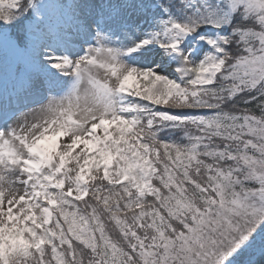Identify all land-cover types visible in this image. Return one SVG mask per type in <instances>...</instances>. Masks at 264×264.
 <instances>
[{"label":"snow or ice","instance_id":"1","mask_svg":"<svg viewBox=\"0 0 264 264\" xmlns=\"http://www.w3.org/2000/svg\"><path fill=\"white\" fill-rule=\"evenodd\" d=\"M0 264H264V0H0Z\"/></svg>","mask_w":264,"mask_h":264}]
</instances>
